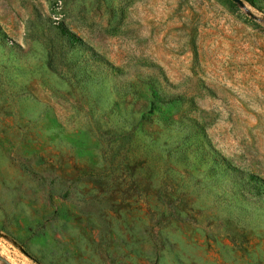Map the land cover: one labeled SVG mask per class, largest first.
<instances>
[{"label":"rangeland","instance_id":"374dc122","mask_svg":"<svg viewBox=\"0 0 264 264\" xmlns=\"http://www.w3.org/2000/svg\"><path fill=\"white\" fill-rule=\"evenodd\" d=\"M242 1L0 0V264H264Z\"/></svg>","mask_w":264,"mask_h":264},{"label":"trees","instance_id":"16d2710c","mask_svg":"<svg viewBox=\"0 0 264 264\" xmlns=\"http://www.w3.org/2000/svg\"><path fill=\"white\" fill-rule=\"evenodd\" d=\"M250 1H252V0H250ZM66 35H67V37L71 40V42L74 44V45H77V44H81V43H83V40L78 36V35H76L75 33H73V32H70V31H67L66 32ZM77 42V43H76ZM252 178L253 179H258L255 175H252Z\"/></svg>","mask_w":264,"mask_h":264},{"label":"water","instance_id":"95a60500","mask_svg":"<svg viewBox=\"0 0 264 264\" xmlns=\"http://www.w3.org/2000/svg\"><path fill=\"white\" fill-rule=\"evenodd\" d=\"M233 1L238 2V3H240L242 6H244V2H243L242 0H233Z\"/></svg>","mask_w":264,"mask_h":264}]
</instances>
